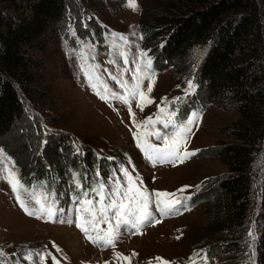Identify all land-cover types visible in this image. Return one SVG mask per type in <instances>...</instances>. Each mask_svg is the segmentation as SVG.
<instances>
[{
	"label": "rangeland",
	"instance_id": "rangeland-1",
	"mask_svg": "<svg viewBox=\"0 0 264 264\" xmlns=\"http://www.w3.org/2000/svg\"><path fill=\"white\" fill-rule=\"evenodd\" d=\"M178 2L181 0H137L139 8L133 11L126 0H69L65 24L30 49L34 64L33 79L16 85L26 106L25 121L16 126L13 133L20 146L15 152L17 157H11L5 147H0V250L5 254L0 257V264H56L57 261L59 264H160L157 257L170 264H191L192 260L195 264H204L197 253L201 257L207 255L211 241L206 237L209 221L204 205L194 203L192 199L209 178L227 172V166L220 159L201 158L197 153L201 148L229 140L222 130L240 116L230 104L213 103L205 93L200 95L196 72L186 74L189 67L182 71L174 66L165 70L154 67L150 48L144 46V28L148 29L158 22L152 17L154 12H166L168 7ZM98 24H104L107 32L101 34ZM120 34L127 36V46L119 40ZM168 34V31H161L156 36L159 47L165 43ZM206 50V47H198L192 52L193 68L199 67ZM121 51H127V64L119 55ZM138 51L146 52L147 58L151 59L155 82L152 92L148 94L153 100L152 104H146L141 110L137 106L138 97L130 100L131 113H135L133 117L129 104L118 99H101L90 86L85 73L92 77L93 84L99 83L96 78L99 73L112 92L123 95L124 90L110 79L109 73L119 76L120 70L128 69L120 78L131 87L135 83L133 73L136 72L133 60L137 59ZM110 60H115V63H109ZM189 81L194 85L191 90L188 89ZM148 83V79L143 80L142 90L145 93ZM186 92L190 94L186 95ZM162 98L171 102L169 107L175 112L173 124L186 123V118L197 113L193 111L194 107L190 111L188 109L192 104H201L194 102L198 98L204 104H201V111L181 146V152L186 150L194 155L174 165L169 162L163 166L159 165L163 163L152 164L145 158L133 135L137 133L142 142L163 147V141L150 133L159 130L171 136L172 129H163L159 123L138 129L133 123L135 120L137 124H143L148 117L155 120L162 106ZM57 146L61 155L72 156L81 152L77 164L82 162V165L89 166L84 176L86 183L81 181L80 170L74 168L71 177L65 178L63 186L47 188L45 178L37 180L36 185L47 189L46 192L41 189L36 193L27 183L30 165L34 166L40 161L43 154L50 156L52 161L57 160L54 157L55 153L59 156ZM89 149L94 150L101 159L112 161L107 174L99 172L82 156ZM261 155L259 153L255 163L253 204L246 224L247 232L253 234L249 237L246 232L248 247L255 245L259 234ZM5 166L13 168L18 175L21 197L30 210L40 207L35 202L40 199L52 208V217L44 215L38 218L25 213L16 199V193L4 178ZM121 167H127L133 177L138 176L137 183L142 181V187L148 192L177 193L174 198L181 199L183 204L164 215L157 212L153 205L151 210L155 219L145 223L138 232L121 229L114 247L93 244L83 237L76 226L82 222L81 218L86 221L89 216L78 211L80 208L75 207L74 202V198H93L87 196L90 190H84L83 197L74 195V191L73 195H68V192L73 186L97 188L93 174L96 172L97 176V171L109 188L116 177H121V183H124L118 171ZM181 188H185L182 193L178 192ZM81 215H85V218ZM86 226L95 236L96 233L91 231L92 225ZM100 228L107 230L106 227ZM117 252L121 254L119 259L115 256ZM29 254L31 261L22 259ZM123 256L130 257V261L123 260ZM207 264H210L208 255Z\"/></svg>",
	"mask_w": 264,
	"mask_h": 264
},
{
	"label": "trees",
	"instance_id": "trees-1",
	"mask_svg": "<svg viewBox=\"0 0 264 264\" xmlns=\"http://www.w3.org/2000/svg\"><path fill=\"white\" fill-rule=\"evenodd\" d=\"M68 8L69 0H0V147H5L11 157H17L15 152L20 149L13 133L24 123L26 112L16 85L33 79L30 49L65 24ZM152 17L158 21L154 24L159 30L155 25L144 28L143 42L154 57V67L165 70L174 66L180 71L189 67L186 74L196 72L200 95L205 93L213 103L230 104L240 116L222 130L229 140L197 153L201 158L220 159L227 166V172L209 178L192 199L204 205L209 221L206 237L211 240L207 250L210 264H264V0H181ZM98 30L102 34L108 29L98 24ZM161 31L169 34L159 47L155 38ZM198 47L207 50L196 69L191 55ZM197 101L204 105L202 99ZM56 150L57 160L43 154L40 161L32 162L27 177L30 188L43 189L36 185L42 178L47 188L63 186L74 168L80 170L81 181L86 183L89 166L77 164L81 152L69 156L61 155L58 146ZM89 150L82 156L107 174L112 161ZM259 153L263 154L259 234L255 245L248 247L246 224ZM93 174L95 182L96 172ZM76 189L73 186L68 195Z\"/></svg>",
	"mask_w": 264,
	"mask_h": 264
},
{
	"label": "snow or ice",
	"instance_id": "snow-or-ice-1",
	"mask_svg": "<svg viewBox=\"0 0 264 264\" xmlns=\"http://www.w3.org/2000/svg\"><path fill=\"white\" fill-rule=\"evenodd\" d=\"M126 4L133 11H136L139 8L137 0H126ZM140 38L142 39L143 37L141 36ZM119 40L125 46L129 44L127 36H124L123 34L119 35ZM119 55L124 59V63L127 64V51H121ZM109 63L114 64L115 60H110ZM133 64L136 66V72L133 73V80L135 83L131 87L128 85L127 81L120 78L125 71H128V69L120 70L119 76L109 73L110 79L116 81L120 88L124 90L125 94L123 95L112 92L104 80V77L99 73L96 74V78L99 81L98 84L91 83L92 77L88 76L87 73H85V75L89 79L90 86L96 91V94L99 95L101 99H118L125 104H129V111L131 113V106L129 103L131 99L138 97L139 103L137 106L141 110H143L146 104L153 103V100L148 94L152 92L153 84L155 82L152 78L154 71L151 66L152 62L151 59L147 58L146 52L138 51L137 59L133 60ZM144 79L149 80L147 93L142 90ZM101 86L103 87V94L101 93ZM193 88L194 85L192 81H189L188 89L191 90ZM189 94L190 92H186V95ZM170 104L171 102H169L167 98H162V106H160L155 120H153L152 117H148L147 121L143 124H137L136 121L133 120V123L136 124L138 129L159 123L162 125L163 129L173 130L171 136L159 130L150 133V135H155L157 140L163 141V147H158L147 141L142 142L140 136L137 133H133L138 147L141 148L145 158L152 164L173 161H179L182 163L186 157L194 155V153H190L186 150L181 152V146L182 142L186 140L187 135L190 133L191 126L197 119V114L192 113L189 118H186V123L173 124L175 112L169 107ZM131 114L133 117L135 116V113ZM118 171L122 174L124 183H121V177H116L115 182L112 183L110 188L106 183L101 182L97 188L92 189V192L95 193V197L84 199L82 207L78 209V211H83L91 218L86 221L81 218L82 222H78L76 226L85 233L86 238L92 243H102L105 247L115 246V242L120 235V229H131L138 232L145 223L154 220L155 215L151 210L153 205L157 212L164 215L172 213L177 209V206L183 204L181 199L174 198L177 193H169L167 191L148 192L147 189L142 187V181L137 183L138 176L133 177L127 167H121ZM4 172L6 173L4 178L7 179L13 192L16 193V199L26 214L29 216H37L38 218L44 215L49 217L54 215L52 208L47 207L40 199L35 201L40 207L38 209L33 208L30 210L28 203L21 197L19 190L21 187V181L16 172L13 168L7 166L4 167ZM97 175H99V172H97ZM186 187L187 186H185V188ZM185 188L179 189L178 192H184ZM96 197H98V199ZM77 203L80 204L81 201L78 200ZM113 220L115 221L114 224ZM101 223H106L108 225L107 230L99 227V224ZM87 224L92 225L91 231L96 233L95 236L90 234V229L86 226ZM248 235L251 237L253 234L252 232H249ZM4 255L3 251L0 250V257H3ZM132 255H136V253H133ZM115 256L118 259L121 258L119 252L115 253ZM197 256L204 261V264H207L206 254L201 257L200 254L197 253ZM22 259L31 261L32 256L29 254L23 256ZM122 259L130 261V257L128 256H123ZM156 259L160 264H170V262L163 260L162 258L157 257ZM56 264H59V262L57 261ZM149 264H151V262H149ZM191 264H195V261L192 260Z\"/></svg>",
	"mask_w": 264,
	"mask_h": 264
}]
</instances>
